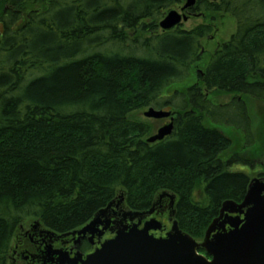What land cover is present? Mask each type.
<instances>
[{
    "label": "trees",
    "instance_id": "1",
    "mask_svg": "<svg viewBox=\"0 0 264 264\" xmlns=\"http://www.w3.org/2000/svg\"><path fill=\"white\" fill-rule=\"evenodd\" d=\"M183 1L0 0V264L20 223L67 231L118 193L135 209L174 193L195 239L223 200L242 198L249 175L232 166L249 160L224 157L222 128L251 141L246 102L206 93L264 98V0H196L191 11L228 13L235 28L195 82L210 26H158ZM148 106L174 115L154 142L152 122L133 116Z\"/></svg>",
    "mask_w": 264,
    "mask_h": 264
},
{
    "label": "water",
    "instance_id": "2",
    "mask_svg": "<svg viewBox=\"0 0 264 264\" xmlns=\"http://www.w3.org/2000/svg\"><path fill=\"white\" fill-rule=\"evenodd\" d=\"M194 3L195 0H186L181 10L193 6ZM186 19L187 14L170 9L159 21V26L162 29H170ZM144 115L159 118L170 115V112L149 107ZM172 127V122L164 124L147 141L162 139L171 133ZM254 183L250 180L240 203L230 199L221 203V214L224 211H240L243 206L253 203L241 225L239 219L224 220L231 225L229 231L213 233L210 239L220 215L208 224L202 242H196L188 233L183 232L176 220L172 221L165 237H154L148 231L160 229L161 223L151 218L145 221L142 228L132 225L117 229L114 237L105 240L85 259H81V264H264V205L260 199H255L257 196L254 192L257 188ZM102 211L103 209H100L98 213ZM150 212L151 209L132 213L143 215ZM95 222L96 220L92 219L89 223ZM86 229L85 226L79 231L84 232ZM199 246L213 255L211 260L198 253ZM79 258V255L73 258L72 264H77L76 259Z\"/></svg>",
    "mask_w": 264,
    "mask_h": 264
},
{
    "label": "flooded vegetation",
    "instance_id": "3",
    "mask_svg": "<svg viewBox=\"0 0 264 264\" xmlns=\"http://www.w3.org/2000/svg\"><path fill=\"white\" fill-rule=\"evenodd\" d=\"M235 94L236 95H233L230 99L234 96L238 98L242 97V95L238 93ZM168 119H170V117L155 122L163 124L169 121ZM226 137L229 142L232 141L231 137ZM223 150L224 157H227L226 154L231 151L230 146ZM251 163H242V170L249 174V180L253 179L255 182L254 184L257 188L254 192L257 196V198H255L256 201L260 199L261 203L264 205V161H259L255 164ZM246 189L242 198L236 202H240L243 199ZM199 193L200 190L197 191V194ZM159 194L153 198L150 206L145 208V210L152 208L153 211L141 217L131 213L130 211L135 210L125 204L124 200L121 201L117 198L113 199L111 204L107 205L102 212L98 213L96 216V223L90 225L89 229L81 233H79L78 230L89 221L79 227L69 229L66 231L68 234H63L66 232H54L40 222L34 223L33 220L20 223L10 251L9 264H59L60 258L64 259L62 261L63 264H68V259L69 264H72L71 258H73L76 253H79L82 258H85L86 255L98 247L103 240L113 237L118 228L123 226L130 227L134 224L137 225V227H142L144 222L152 217L160 221L163 228L161 230L151 229L149 233H152L154 236H164L170 227L171 221L175 218L176 195L170 191L166 194ZM171 194H174V196L171 197ZM251 205H253V203L242 207L241 211L222 214L216 221L215 231L221 232L230 230L231 227L229 223H225L224 220L234 219V216H236L235 219L241 220L240 224H242V222L245 221L246 212L251 208ZM219 208L220 206L211 220L220 215ZM92 217H94V215ZM213 240L214 239H212V241ZM198 241H201V239H198ZM198 252L204 254L208 260H211L213 257V255L207 253L202 246L198 247ZM77 264H80V260Z\"/></svg>",
    "mask_w": 264,
    "mask_h": 264
},
{
    "label": "rangeland",
    "instance_id": "4",
    "mask_svg": "<svg viewBox=\"0 0 264 264\" xmlns=\"http://www.w3.org/2000/svg\"><path fill=\"white\" fill-rule=\"evenodd\" d=\"M183 3V2H182ZM181 3V4H182ZM180 5L171 6L179 12H183L179 8ZM169 8V9H170ZM198 24H208L210 26V31L202 39L200 47V61L192 68V75L188 78L187 82L197 81L196 72L202 69V63L207 62L211 55L213 54L215 48L222 40L227 39L230 32L233 31L235 27V18L228 13H216L214 18H210L208 13H203L201 11H194L189 15L188 19L182 24V28H192ZM181 83H174L169 88L173 86H181ZM210 99L214 102H225L229 100L233 95H236L233 91L217 92V93H207ZM246 102V106L249 112L250 118V128H251V141L244 142L242 135L239 130L225 126L224 130L231 137L230 149L232 152H236L246 158L251 160V164L258 163L259 161H264V98H256L252 96H242ZM135 109L133 111V116L142 120H146L147 117L143 115V110ZM153 124L152 130L155 131L156 128L162 123H156L154 120L147 118ZM238 169H243L242 167H237ZM236 168V169H237Z\"/></svg>",
    "mask_w": 264,
    "mask_h": 264
}]
</instances>
